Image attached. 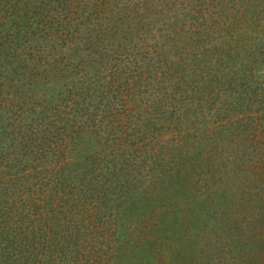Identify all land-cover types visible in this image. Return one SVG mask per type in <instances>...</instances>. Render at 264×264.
I'll return each mask as SVG.
<instances>
[{
  "label": "rangeland",
  "instance_id": "374dc122",
  "mask_svg": "<svg viewBox=\"0 0 264 264\" xmlns=\"http://www.w3.org/2000/svg\"><path fill=\"white\" fill-rule=\"evenodd\" d=\"M88 129L93 177L125 161L128 203L83 158L43 171ZM0 178V264H264V0H0ZM29 231L47 244L23 257Z\"/></svg>",
  "mask_w": 264,
  "mask_h": 264
},
{
  "label": "trees",
  "instance_id": "16d2710c",
  "mask_svg": "<svg viewBox=\"0 0 264 264\" xmlns=\"http://www.w3.org/2000/svg\"><path fill=\"white\" fill-rule=\"evenodd\" d=\"M102 1L104 2L105 0H102ZM203 8H204L203 6H200L199 5V8H196L194 10V13L193 14L190 13V16H192L193 18H195L196 16H198V14H202V11L201 10H203ZM186 10H189V9H186ZM132 13H134V14L132 15ZM136 14L139 17L141 16V14L138 11V9H134V10H131L128 13H126L127 18L132 17L130 19L131 20L130 23L131 22H135ZM198 17L200 18V16H198ZM141 22L142 21H141V18H140V24H141ZM147 22H151L152 24L156 23V22H153L151 20H149ZM148 24H150V23H146V25H148ZM166 29H167V27H166ZM161 30L162 29H160L158 31V33L161 32ZM97 32H99L98 33V36H99V38H101L100 35H103L105 31L103 29H101V30L99 29ZM167 32H170V31L168 30ZM156 33H157V30L155 29L152 34L150 33V36H152V37L155 38L156 37ZM137 39L141 41L142 46H144L146 44V39L147 38H145L143 36V33L141 34V31L140 30L137 31ZM94 44L97 45V46H100V42L99 43H96L95 42ZM147 52H149V49H147ZM148 58L149 59L152 58V60H154V57L153 56H148ZM153 63H155V62L153 61ZM147 76L148 75H146L145 77L144 76H142V77H136V75H134V77H133L132 80H127L128 82H126V84H125V86L127 87V92H129V89H130L131 85H133L134 83L139 82L140 85L143 86L142 84L145 83V81H148ZM166 76H167V73L164 74V72H163L160 75H157L154 80H152V81H157L156 83H153V86H156L155 87V90L159 91V90H161L163 88H167L169 84L172 85V83H173L172 79H166ZM146 83L149 85V88L152 87V86H150L151 83H149V82H146ZM149 88H147V90ZM162 98L159 97V95H156V93H155V96H149L147 98V101H149L150 102L149 105H151L154 101H157V100H158L157 103L161 102V100H163ZM45 100H46V98H44L43 101H45ZM124 102H126V101H124ZM157 103H154V105L157 104ZM88 105H89L88 103H86L85 105H79L80 106V114L81 115H82V111L81 110L88 109ZM169 106H172L171 108H175L174 105L169 104ZM117 108H121V109H118V111H127L128 110L127 107H126V105L123 106V104L122 105H119ZM165 110L167 111L169 109H165ZM171 111H173V109ZM120 121H121V118L119 117L118 118V122H120ZM121 123H123V122H121ZM119 125H122V124H119ZM133 127H134L133 128L134 131H138V132L141 131V132H143V127H141L140 125H136V126H133ZM78 129L80 130V126H78V128H76L75 130L77 131ZM146 131L149 132L148 130H145L144 132H146ZM147 132L145 134H143V135H148L149 133H147ZM92 133H93L92 129H88L83 134V137H85L86 135H90V136L89 137H85L87 141L86 140H79L78 143H77L78 144V147L75 146V139H73V137L71 136L72 139H69L71 141L69 143L71 146L68 147V150L69 151H67L65 149L58 151V154L55 155L56 157H55V159L53 161H50V159L47 158L49 160V162L46 163L47 165H44L45 168L43 169V171L45 172L46 176H48L49 175V172H51V171H60V170H63V169L66 170V167L67 166H69L71 164H77V163H79V160L81 161V159L83 158L87 162V164L83 165V167H84L83 168V173H84V175L90 176V178H92L93 177V170L96 169V166H99L98 164L96 165L95 162H94L95 152L92 151L94 149V138L92 137ZM128 133H124V134L122 133V136L121 135H119V136L117 135V137H116V138L119 137L120 141H122V143H119V146H120L119 149L120 150H122V148H126L128 146L127 144H125V142L128 139V137H126L125 139L123 138L124 136H127ZM71 134H75L74 137H78V136H80V131L73 132ZM155 134H156V131H152L151 132L152 138H154V135ZM152 138H151V141H150V139L148 141H146L147 142V145H149L153 141ZM204 139H205V137L202 139V136H200L198 138L195 137V139H194V141L192 143V148L193 147L197 148L198 146L202 145L203 142H204ZM118 150L113 152V157L114 158L115 157L116 158H122V155L119 153ZM76 153H77V155H76ZM90 155L92 156V161L91 162H90ZM104 155H105V153H104ZM99 157H100L99 155L96 156V158H99ZM194 157L195 156L190 152V160H191V162L194 161ZM66 158H69V160H67ZM112 160L113 159L111 158L110 161H112ZM107 162L108 161H106V163H105V166L108 167L107 170L105 172L100 171L99 174L97 173V175H94L93 179H91V182L96 183V185H99L101 187L103 186V191L105 193L110 192V191H114L117 188H121V194H120L119 198L117 199V203L116 204L123 205V203H128L129 200H126V201H122V200L124 198H126V197H124L125 196L124 191L126 190V192H127L128 189L129 190L131 189L130 183L133 181V178L130 176V173H127V175L125 177V180L122 179V177L120 176V175L123 174L122 171H123V168H124L125 161H122L121 162L122 164L119 165V166L116 165L117 168L114 167L111 162H110V164H108ZM86 176H84V179L86 178ZM128 176H129V178H128ZM56 178H59V179H56V182H58L59 180H60V182H63L64 181V179H63V177L61 175L56 176ZM211 179H214L213 176H212ZM7 182H8L7 179L0 178V183H7ZM212 185H214V184H212ZM216 185H214V186H216ZM88 189H89L88 192L91 191V194L90 195L88 194L90 200H88L86 202L87 203L93 202V204H94L96 201L94 200V196H92V195H94L95 188H93V187L90 186V187H88ZM26 191H25V193H26ZM99 193L103 195L102 192H99ZM147 198H149V196ZM127 199H128V197H127ZM41 201H42V199H41ZM133 201H135V200H133ZM12 202L13 203L10 205V208H12V207L16 206L17 204H19L18 201L15 200V199H12ZM130 202H131L132 205L137 206V203H135V202L133 203L132 201H130ZM104 203L105 202H102V204H101L98 201V205L101 206V207H103V208H104V206H103ZM31 205H32V203L29 205V207ZM34 205H39V204L37 202H35V203H33L32 206H34ZM109 209L110 208H107V210H109ZM37 216H40V217L43 218L44 215H37ZM0 221H1V219H0ZM82 225H85V224H82ZM82 225L81 224H79V225H76L75 224L74 225L75 230L79 232L80 231V227H82ZM17 226H19V228H22L24 230L25 229H29V224H27L25 226L24 225L23 226L22 225H17ZM85 226H86L87 229L89 228L87 225H85ZM36 233H34V235ZM114 233L115 232H113V234ZM41 235H42V237L40 238V241H32V238L34 236H31V231L25 232L23 239L26 241V243H22L20 241H17L20 244L19 246H21L20 247L21 249L19 251L20 252V256L30 257L33 249H35L37 247H39V252L41 250H43V247H44V245L47 244V241H45V239L43 240V236H45V235L44 234H41ZM16 245H18V244H16ZM89 249H90V247H89ZM87 252L88 251L84 252V255H86ZM52 264H56V263L53 262Z\"/></svg>",
  "mask_w": 264,
  "mask_h": 264
}]
</instances>
